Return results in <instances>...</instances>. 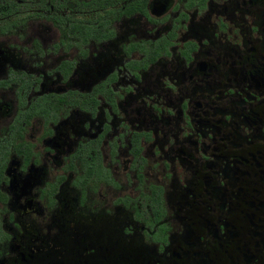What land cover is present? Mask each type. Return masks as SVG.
Returning a JSON list of instances; mask_svg holds the SVG:
<instances>
[{"label":"flooded vegetation","instance_id":"1","mask_svg":"<svg viewBox=\"0 0 264 264\" xmlns=\"http://www.w3.org/2000/svg\"><path fill=\"white\" fill-rule=\"evenodd\" d=\"M4 1L0 264H264V0Z\"/></svg>","mask_w":264,"mask_h":264},{"label":"rangeland","instance_id":"2","mask_svg":"<svg viewBox=\"0 0 264 264\" xmlns=\"http://www.w3.org/2000/svg\"><path fill=\"white\" fill-rule=\"evenodd\" d=\"M78 216V215H77ZM67 226H61V229L63 230V232H60L59 234V241H61V244H64L63 246H59L60 247V254L58 256V260L61 262H65L66 261V247H67V243H69V241L72 240V237L70 235V233L66 230Z\"/></svg>","mask_w":264,"mask_h":264},{"label":"trees","instance_id":"3","mask_svg":"<svg viewBox=\"0 0 264 264\" xmlns=\"http://www.w3.org/2000/svg\"><path fill=\"white\" fill-rule=\"evenodd\" d=\"M5 2H8V1L0 0V4H3ZM9 2H10L11 7H14L16 4L14 1H9Z\"/></svg>","mask_w":264,"mask_h":264}]
</instances>
